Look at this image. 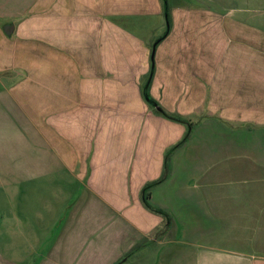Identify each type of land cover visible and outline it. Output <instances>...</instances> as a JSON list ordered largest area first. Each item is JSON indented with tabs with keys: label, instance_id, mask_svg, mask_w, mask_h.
<instances>
[{
	"label": "crops",
	"instance_id": "1",
	"mask_svg": "<svg viewBox=\"0 0 264 264\" xmlns=\"http://www.w3.org/2000/svg\"><path fill=\"white\" fill-rule=\"evenodd\" d=\"M41 176L35 264H264V0H0L18 215Z\"/></svg>",
	"mask_w": 264,
	"mask_h": 264
},
{
	"label": "rangeland",
	"instance_id": "2",
	"mask_svg": "<svg viewBox=\"0 0 264 264\" xmlns=\"http://www.w3.org/2000/svg\"><path fill=\"white\" fill-rule=\"evenodd\" d=\"M10 173L11 170H9V172H7V170L5 171V175ZM32 181L33 183L36 181V183L14 185L24 196L30 195L29 192L34 191L39 193V198L36 199L34 209L32 207L28 208L25 204V200H21L19 215L18 206H13V185L7 181L3 183L0 182V223H2V230H0V241L2 243L0 246V254L5 258H9V260L19 257L21 260L19 264H35L39 254L43 251L42 247L32 246L34 241L43 239V234L45 232L40 230L42 229L40 226L34 225L31 219L35 210L44 206L40 198L45 192L50 191V187L44 185L43 176ZM36 184L37 186H34Z\"/></svg>",
	"mask_w": 264,
	"mask_h": 264
},
{
	"label": "trees",
	"instance_id": "3",
	"mask_svg": "<svg viewBox=\"0 0 264 264\" xmlns=\"http://www.w3.org/2000/svg\"><path fill=\"white\" fill-rule=\"evenodd\" d=\"M148 99H149V101H150V98L148 97ZM144 204L146 205V206H148L147 204H146V202H145V200H144ZM149 207V206H148ZM157 211V210H156Z\"/></svg>",
	"mask_w": 264,
	"mask_h": 264
},
{
	"label": "water",
	"instance_id": "4",
	"mask_svg": "<svg viewBox=\"0 0 264 264\" xmlns=\"http://www.w3.org/2000/svg\"><path fill=\"white\" fill-rule=\"evenodd\" d=\"M152 57V52H151V55H150V58Z\"/></svg>",
	"mask_w": 264,
	"mask_h": 264
}]
</instances>
